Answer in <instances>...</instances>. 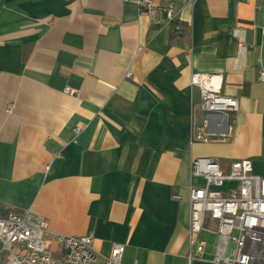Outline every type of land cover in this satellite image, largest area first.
<instances>
[{"label":"crops","instance_id":"1","mask_svg":"<svg viewBox=\"0 0 264 264\" xmlns=\"http://www.w3.org/2000/svg\"><path fill=\"white\" fill-rule=\"evenodd\" d=\"M172 1L180 33L131 0H0V213L92 233L99 262L122 242V264H215L189 262L191 163L264 176V0ZM196 72L238 110L201 111Z\"/></svg>","mask_w":264,"mask_h":264},{"label":"built area","instance_id":"2","mask_svg":"<svg viewBox=\"0 0 264 264\" xmlns=\"http://www.w3.org/2000/svg\"><path fill=\"white\" fill-rule=\"evenodd\" d=\"M131 1L156 20L157 12L165 11L173 30L183 31L172 0L165 4L156 0ZM260 79L264 80L263 69ZM192 83L200 89L201 111L224 117L238 110V98L222 92L220 75L196 72ZM65 92L76 95L79 89L66 86ZM11 107L9 104L8 111ZM191 170L193 176L204 182L190 186L189 262L208 245L207 240L198 239L204 230L216 235L212 258L215 264H264V176L254 172L252 160H233L225 170L214 157L198 156L192 160ZM0 243L1 251L6 253L4 264H122L126 250L124 243L116 242L103 262H99L92 233L53 232L48 219L30 209L0 213Z\"/></svg>","mask_w":264,"mask_h":264},{"label":"rangeland","instance_id":"3","mask_svg":"<svg viewBox=\"0 0 264 264\" xmlns=\"http://www.w3.org/2000/svg\"><path fill=\"white\" fill-rule=\"evenodd\" d=\"M207 226V224H206ZM198 239H205L207 240L209 246L207 248V250H205V253H215V248L212 246V244L216 241V235L213 233H209L206 231H202L199 235H198Z\"/></svg>","mask_w":264,"mask_h":264},{"label":"trees","instance_id":"4","mask_svg":"<svg viewBox=\"0 0 264 264\" xmlns=\"http://www.w3.org/2000/svg\"><path fill=\"white\" fill-rule=\"evenodd\" d=\"M8 211H10V210H8Z\"/></svg>","mask_w":264,"mask_h":264}]
</instances>
